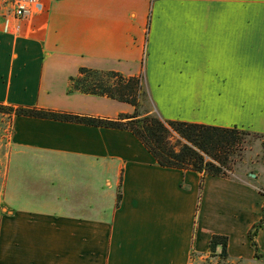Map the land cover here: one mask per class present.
<instances>
[{"label": "crops", "instance_id": "crops-1", "mask_svg": "<svg viewBox=\"0 0 264 264\" xmlns=\"http://www.w3.org/2000/svg\"><path fill=\"white\" fill-rule=\"evenodd\" d=\"M40 2L19 22L0 3V103L132 113L72 90L71 78L81 67L146 77L152 44L168 72L149 87L161 119L264 134V0ZM174 13L196 40L151 39L153 24L170 28ZM9 143L0 264H204L214 234L228 236L231 263L245 264L242 247L264 202L258 173L205 175L200 188L201 173L158 165L129 130L28 116L12 118Z\"/></svg>", "mask_w": 264, "mask_h": 264}, {"label": "trees", "instance_id": "trees-1", "mask_svg": "<svg viewBox=\"0 0 264 264\" xmlns=\"http://www.w3.org/2000/svg\"><path fill=\"white\" fill-rule=\"evenodd\" d=\"M80 76L82 78L78 79ZM71 81L75 91L104 95L128 103L133 106L134 110L132 113H120L116 118H101L36 106L26 107L0 103V112H5L12 117L28 116L129 130L154 157L158 165L201 173L200 188L205 175H227L236 160L242 156L248 137L264 136L263 133L237 127L164 120L155 112L143 111L144 92L138 76L127 77L115 71L81 67L78 76L72 77ZM119 199L120 194L118 193L117 201ZM261 211L260 219L248 231L254 257L257 259L264 257V252L260 251L256 240L259 230L264 227V202ZM227 245L228 236L214 234L209 241V251L211 254L217 253L223 258H228Z\"/></svg>", "mask_w": 264, "mask_h": 264}, {"label": "rangeland", "instance_id": "rangeland-1", "mask_svg": "<svg viewBox=\"0 0 264 264\" xmlns=\"http://www.w3.org/2000/svg\"><path fill=\"white\" fill-rule=\"evenodd\" d=\"M1 6L3 5V0H0ZM183 14H173L174 21L172 22V25L170 28L163 27L162 23L155 22L153 24V29L151 30V39L152 40H196V28L193 29L188 27L186 22H183ZM193 20V24L195 25V19ZM145 40H148V28L146 31V37ZM151 49L153 47L152 44ZM150 45L146 46L145 49V57H144V67H146L148 56L150 55V65L147 68V74L146 77H144V74L141 73L138 77L140 78L141 85H142V91L144 92L143 100H142V110H150L151 112H155L152 99L150 97L149 87L150 85L154 89L155 82L156 81H162L165 83L167 79V69L165 68V65L162 67L163 71L161 72V69L158 68L160 66V63L156 60L157 59V52L150 53ZM156 62V64H155ZM154 65V66H153ZM156 65V67H155ZM151 67V68H150ZM82 77L80 76L81 79ZM108 80V79H107ZM146 81V82H145ZM76 84V83H75ZM81 86V85H80ZM147 87V88H146ZM82 90H85V88L80 87ZM72 90H74V87L72 85ZM81 94H88L94 97H101L104 95H94L90 93H84L82 91H77ZM107 97V96H106ZM109 98V97H108ZM111 99V98H110ZM117 101V100H116ZM120 102V101H119ZM124 103V102H123ZM128 104V103H126ZM130 105V104H129ZM132 106V105H130ZM133 107V106H132ZM86 109V107H84ZM111 110V108H110ZM156 113V112H155ZM12 116L8 115L5 112H0V170L4 171L7 169L9 162L11 161L10 157L6 155L8 153V149L10 148V133H11V123H12ZM19 163V162H18ZM12 168H11V174L12 179L17 175L16 174V168L17 163L16 159L12 162ZM18 171V170H17ZM241 173V174H247L250 173H258L259 179L257 181L264 182V136L256 138V137H248L247 142L245 144V149L243 151V154L240 158L236 160L234 165L232 166L231 170L228 171L227 175H230V173ZM253 177V176H252ZM254 178V177H253ZM256 178V176H255ZM264 186L261 187V192L263 193ZM260 232V231H259ZM258 242L261 245H264V233L259 235ZM244 251V257H245V264H264V257L261 259H249L250 256V250H251V244L250 243H244V246L242 247ZM204 264H235L231 263L228 258H223L216 254H210L209 257L206 259ZM239 264V263H238Z\"/></svg>", "mask_w": 264, "mask_h": 264}, {"label": "built area", "instance_id": "built-area-1", "mask_svg": "<svg viewBox=\"0 0 264 264\" xmlns=\"http://www.w3.org/2000/svg\"><path fill=\"white\" fill-rule=\"evenodd\" d=\"M2 4L4 10H7V12L9 11L8 13H6V16L11 15L13 19L18 22L25 19L34 11H37L42 8L40 0H3ZM17 28L18 25H16L15 30ZM4 30L6 32L11 30L8 18L5 21Z\"/></svg>", "mask_w": 264, "mask_h": 264}, {"label": "water", "instance_id": "water-1", "mask_svg": "<svg viewBox=\"0 0 264 264\" xmlns=\"http://www.w3.org/2000/svg\"><path fill=\"white\" fill-rule=\"evenodd\" d=\"M250 175H251V176H253V177H255V176H256V175H255V174H253V173H251Z\"/></svg>", "mask_w": 264, "mask_h": 264}]
</instances>
